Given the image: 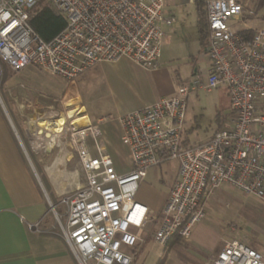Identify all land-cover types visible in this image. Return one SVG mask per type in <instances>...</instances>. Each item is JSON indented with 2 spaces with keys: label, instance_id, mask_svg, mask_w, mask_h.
Returning <instances> with one entry per match:
<instances>
[{
  "label": "built area",
  "instance_id": "2783aa9c",
  "mask_svg": "<svg viewBox=\"0 0 264 264\" xmlns=\"http://www.w3.org/2000/svg\"><path fill=\"white\" fill-rule=\"evenodd\" d=\"M41 2L66 23L50 41L30 24ZM203 2L207 73L179 81L172 97L117 118L129 172L119 173L109 154L100 128L108 117L93 123L86 111L70 115L75 109L65 108L55 118L65 119L57 133L30 135L39 151L69 149L85 175L84 185L59 204L49 201L55 227L77 264H133L148 233L161 247L175 237L188 239L222 186L264 203V28L249 25L255 14L243 0ZM164 9L165 0H0V61L15 73L34 66L69 83L99 64L125 59L157 71L165 29L175 21ZM221 88L229 97L226 123L208 141L185 144L190 95ZM169 162L178 164L177 179L155 215L136 195L148 171ZM211 264H264V251L230 240Z\"/></svg>",
  "mask_w": 264,
  "mask_h": 264
},
{
  "label": "rangeland",
  "instance_id": "374dc122",
  "mask_svg": "<svg viewBox=\"0 0 264 264\" xmlns=\"http://www.w3.org/2000/svg\"><path fill=\"white\" fill-rule=\"evenodd\" d=\"M173 1L178 5L172 9L176 22L167 31L163 41L162 65H160L161 70L167 69L170 81L176 80L175 72H178L182 79L190 76L194 64L193 57L198 60V65L202 69H205L207 65L201 61L203 54L198 42L199 14L196 5L189 0ZM243 1L247 2L249 9L255 14L248 21L249 25L254 30L263 29L264 10L256 13V4L259 0ZM156 74L157 72L144 69L125 59L115 64H99L74 83L67 84L64 79L46 75L34 66L12 74L5 83L2 80L3 69L1 68L0 99L2 102L5 99L7 103L5 92L16 87L21 96L12 100L13 103L29 105L38 102L40 104L43 98L46 103L53 104V109H46L45 112L33 113L25 110L22 114H17L16 118L20 122L31 120L37 122L39 119L50 121L47 113L52 112L50 114L57 115L58 112L64 116L66 109L74 108V111L69 112L70 115L78 110L79 113L86 111L91 121L96 123L101 116L115 118L125 110L153 101L157 95L159 83ZM227 103L225 88L210 93L198 91L190 95L184 135L190 140L189 144H199L209 139V136L219 127L217 115H228ZM98 109L110 111L112 115L99 113ZM42 114L45 117H41ZM101 128L116 134L115 122L104 124ZM37 137L39 138V135ZM42 137L51 136L43 135ZM23 140L26 142V139L23 138ZM114 148L110 154L115 167L124 171L131 169L130 159L122 147L116 144ZM176 165L177 162L162 165L157 169V173H149L140 184L136 201L149 207L155 215L162 210L164 197L171 185ZM52 204L57 203L52 200ZM205 209L206 217L199 227L202 239L220 240L219 244L234 239L255 250H264L263 202L230 186H222L207 201ZM58 210L63 213L65 207L60 206ZM51 215L54 219L53 214ZM162 251L163 247L155 244L151 240V233H148L144 244L136 250L133 264H155L162 256ZM173 256L172 253L169 254V261Z\"/></svg>",
  "mask_w": 264,
  "mask_h": 264
},
{
  "label": "crops",
  "instance_id": "0c3cea01",
  "mask_svg": "<svg viewBox=\"0 0 264 264\" xmlns=\"http://www.w3.org/2000/svg\"><path fill=\"white\" fill-rule=\"evenodd\" d=\"M193 4L196 5L199 14L197 21L198 42L203 54L201 61L207 64L206 68L202 69L198 65V60L193 57L194 64L190 76L182 79L180 74L175 72V81H170L167 69L161 70L159 68L154 71L157 72L156 78L159 83L157 85V95L153 101L125 110L115 118L112 116H101L97 122L105 117H108V119L100 124V128L104 124L115 122L116 134L102 130L108 143L109 154L114 151L116 144H119L128 156L126 149L121 143V126L117 118L154 104L163 98H170L173 96L179 81L187 82L196 73L203 75L207 73L209 64L205 55V48L201 45L199 34L200 13L197 3ZM177 6L173 0H165L164 14L175 19L170 26L166 27V35L167 31L176 22L172 9ZM160 63L162 65L161 59ZM20 94L18 88L15 87L5 92L7 103L2 102L0 99V264H77L55 227V219L51 215L49 201L52 202L54 200L55 203L59 204L64 196L84 185L85 175L77 156L71 153L69 149L54 147L46 152L39 151L32 142L30 135L36 133L38 136L39 127L37 122L40 119L37 122L35 120L20 122L16 117L17 114H22L25 110L40 113L54 106L51 103H46L43 98H41L40 104L38 102L29 105L13 103L12 100L20 97ZM227 98L226 109L229 111L228 93ZM98 112L112 115L110 111L98 109ZM50 113L52 112L47 114ZM41 117L45 116L42 114ZM219 129L220 127L209 136V139ZM185 132L184 126L183 140L185 144L194 145L195 143L189 144L190 140L184 136ZM22 137L26 139V142ZM36 141L34 142L36 143ZM27 146L31 150V155ZM157 169L149 170L146 177L149 173H157ZM129 170L117 169L119 173H126ZM177 174L178 164L174 169L171 185L164 197L163 205L173 183L177 179ZM37 224L38 226H36ZM199 227L200 225L193 230L190 237L186 240L176 237L171 239L169 244L172 247L167 255L166 264L168 262L169 264H211L226 241L219 244L220 240L209 241L202 239L199 234ZM165 247H163L162 255ZM170 253L174 255L171 261H169Z\"/></svg>",
  "mask_w": 264,
  "mask_h": 264
},
{
  "label": "trees",
  "instance_id": "16d2710c",
  "mask_svg": "<svg viewBox=\"0 0 264 264\" xmlns=\"http://www.w3.org/2000/svg\"><path fill=\"white\" fill-rule=\"evenodd\" d=\"M198 10L200 13L199 20V34L201 45L203 48H206L208 43L209 29L206 18V8L203 0H197ZM256 13L264 10V0H259L256 4ZM30 24L35 30V32L44 40L50 41L55 38L64 28H65V20L62 16L53 11L46 3H39L32 14ZM0 66L3 69V82H7V79L11 77L10 68L3 62L0 61ZM3 95V94H1ZM5 102V99H3ZM6 103V102H5ZM229 116H222L221 114L217 115V121L219 122V127L221 128L227 121ZM28 147V146H27ZM28 151L31 155V150L28 147ZM172 245L169 244L165 247L164 254L160 257L156 264H166L167 255L171 251Z\"/></svg>",
  "mask_w": 264,
  "mask_h": 264
},
{
  "label": "bare ground",
  "instance_id": "6f19581e",
  "mask_svg": "<svg viewBox=\"0 0 264 264\" xmlns=\"http://www.w3.org/2000/svg\"><path fill=\"white\" fill-rule=\"evenodd\" d=\"M56 117V114H49L48 118L50 121L40 120L37 122L39 127V137H42L43 135L53 136L59 131L60 127L65 123V119L62 116H59L57 119H55ZM55 123H57L58 127L53 126Z\"/></svg>",
  "mask_w": 264,
  "mask_h": 264
}]
</instances>
